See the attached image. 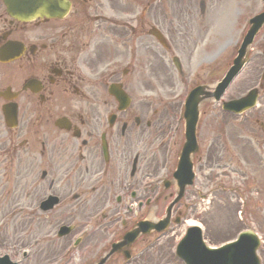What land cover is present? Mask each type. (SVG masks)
Segmentation results:
<instances>
[{
  "label": "flooded vegetation",
  "instance_id": "obj_1",
  "mask_svg": "<svg viewBox=\"0 0 264 264\" xmlns=\"http://www.w3.org/2000/svg\"><path fill=\"white\" fill-rule=\"evenodd\" d=\"M7 1L0 0V179L7 188L0 204L7 198L8 207L40 211L44 200L55 197L48 212L67 217L53 226L56 253L48 264H95L137 223L138 207L131 203L140 190L158 177L168 157H178L183 133L172 137L171 110L163 99L176 90L165 56L192 57L203 41L209 47L207 15H216L225 0H67L69 11L50 17L11 15ZM263 11L264 0H227L229 20L242 27L241 34L249 27L245 20ZM154 28L165 37L164 48L151 35ZM257 36L264 38V25ZM188 58L180 75L185 94L202 82ZM209 60L202 55L197 67ZM202 111L206 117L196 139L206 161L217 164L236 153L248 164L257 156L237 137L242 122L214 109ZM219 120L226 126L220 133ZM171 137L174 151L168 156ZM26 178L31 180L25 193ZM153 187L140 195L147 197ZM171 187L169 181L165 189ZM85 210L90 220L72 217ZM64 227L70 232L62 237ZM146 237L127 247L133 263L147 254L152 264L149 251L160 238ZM122 257L117 251L104 264ZM162 261L179 264L171 250Z\"/></svg>",
  "mask_w": 264,
  "mask_h": 264
},
{
  "label": "rangeland",
  "instance_id": "obj_2",
  "mask_svg": "<svg viewBox=\"0 0 264 264\" xmlns=\"http://www.w3.org/2000/svg\"><path fill=\"white\" fill-rule=\"evenodd\" d=\"M209 19V24L211 21L217 22V29L218 33L212 34L210 36L211 40V47H214V42L217 40V47H222L224 42H228V39L233 36L235 39L236 33L231 32L229 21L224 20V25L221 24V21L223 20L222 16H215L214 14H208L207 15ZM227 26V28H226ZM206 27V26H205ZM226 28V29H225ZM222 30V31H220ZM194 39L193 37L191 38ZM213 39V40H212ZM234 45V43H231L228 48H224V51L217 54V57L214 58V60L211 62L217 63V67L220 68L221 64L228 59V56L230 55V47ZM209 47L208 49H210ZM220 47V48H221ZM257 48H255L254 44V50L252 52H261L264 50V40L259 37L257 40ZM208 49L205 50V53L208 51ZM202 54V53H201ZM184 58H186L187 54H182ZM253 62L249 63V66L247 67L246 71L244 70L235 80L233 85L231 86V89L228 92L227 97L233 98L240 96V94L247 88L254 85L259 80L260 76V70L262 67V63L264 61V57L261 56L259 53L254 58H252ZM193 62V61H191ZM207 63V62H206ZM224 66V65H223ZM256 67V68H255ZM218 72L221 71L217 70ZM171 79V77H170ZM235 131V128H233ZM209 164V163H207ZM211 166H205L200 169H198L197 172V180H196V186L195 188H199V194H194V189L188 190L183 202H191L194 201L197 203L195 207L190 208L188 210L187 214L182 216L184 220L187 223H193L196 222L199 225L203 227L204 235L208 241V243L211 244H218L222 241H225L227 239H230L233 237L234 232L239 228H243L246 225L251 226L258 230L260 233L264 235V224L255 216H251L246 218L245 215L248 213L245 212L243 214V221H239L237 217V212L239 210L238 206L234 208L231 206L229 197L222 193L220 190H211V180L212 177L209 179L208 176L210 175V168ZM213 169V167H212ZM168 191L165 193V197L157 199L153 206L140 213L139 219L144 217L150 216L152 219H158L164 214L165 205H167V200L170 199L168 195ZM173 193V192H172ZM171 193V194H172ZM207 196V197H206ZM182 209V205H181ZM177 210V207L175 208V211ZM88 211H81L73 213L72 217H74L75 220H84L85 217L88 215ZM256 214L257 211H254ZM29 214V215H28ZM5 214L0 213V240L5 241L4 243L12 245H20L19 242H24V244H30L29 247L31 249V256L28 258L25 264H48L50 261L53 260L55 255L53 253H56L53 249L54 243H52L54 233L53 226L55 225L57 219H63L67 216H64L66 214H62L60 217L58 216V213L54 212L51 214H48L46 216H43L42 214L28 211L26 213H23L21 215H24V218L18 215L14 216V220L10 221V224L6 225V221L3 222V216ZM19 218V219H18ZM246 223V224H243ZM183 224H180V226H173L174 231L170 232L169 234L163 236V238L155 245L151 251L153 256L151 257L152 264H165L162 261L163 256L166 253L170 252L172 243L176 238L179 236V234L182 233L184 230ZM19 228L22 229V232H19ZM148 253V252H147ZM54 256H53V255ZM150 259V260H151ZM79 262L77 261H71L69 264H77ZM81 263V262H80ZM149 260L147 258V254H145L143 260L138 261L136 260L134 263L131 264H148ZM167 264H176L174 262H167Z\"/></svg>",
  "mask_w": 264,
  "mask_h": 264
},
{
  "label": "water",
  "instance_id": "obj_3",
  "mask_svg": "<svg viewBox=\"0 0 264 264\" xmlns=\"http://www.w3.org/2000/svg\"><path fill=\"white\" fill-rule=\"evenodd\" d=\"M252 35L253 34L251 33L249 35V37L246 39V41L243 42V45H242V47L239 50V55L234 60L233 66L229 69V71L227 72L226 76L223 78L222 82L218 86V93H221V91L224 89V87L227 86V84L230 82V80L235 76V74L239 71L240 67L242 66L243 54H244V51H245V45H247V40H248V42L251 40ZM241 102L244 103V101L242 100V101L235 102L234 105H238V103H241ZM193 105L194 106L196 105V101L193 102ZM226 107H230V106H226ZM183 163L184 162L182 160V162L179 165V170L181 168H183ZM185 163H186V171L189 172L190 165L187 162H185ZM167 217H168V215H167ZM165 220H167V218H165ZM159 225H157V226L159 227ZM158 227H157V229H159ZM183 246H185V243L180 245V251H178V253L181 252V248H183ZM189 256H190V254L187 253V259L186 260L189 261V262L187 261V263L188 264H196L195 262H193V257L188 259Z\"/></svg>",
  "mask_w": 264,
  "mask_h": 264
}]
</instances>
